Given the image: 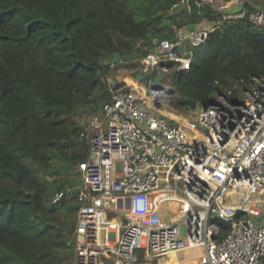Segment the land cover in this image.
Segmentation results:
<instances>
[{"label":"trees","instance_id":"obj_1","mask_svg":"<svg viewBox=\"0 0 264 264\" xmlns=\"http://www.w3.org/2000/svg\"><path fill=\"white\" fill-rule=\"evenodd\" d=\"M243 1L251 11L258 0ZM178 3L0 0V264H74L80 203L70 192L71 176L89 154L78 118L97 115L119 89L107 78L117 66L141 70L153 40L220 19L205 6L198 15L186 8L171 14ZM199 48L188 69L171 66L172 86L184 101L174 100L175 109L228 92L236 98L252 76H264V31L246 18L222 23ZM114 53L120 62L111 67ZM217 225L221 238L228 224Z\"/></svg>","mask_w":264,"mask_h":264},{"label":"built area","instance_id":"obj_2","mask_svg":"<svg viewBox=\"0 0 264 264\" xmlns=\"http://www.w3.org/2000/svg\"><path fill=\"white\" fill-rule=\"evenodd\" d=\"M244 3L198 0L219 21L175 28L172 40L162 39L141 58V69L153 76L170 74V64L188 69L193 51L224 22L246 18L264 31V7L250 11ZM186 43L190 51L178 56ZM166 87L168 77L153 95ZM127 88L117 89L81 134L89 154L76 167L85 189L77 194L74 264H152L189 250L194 255L179 262L264 264V224L254 221L264 206V76H252L236 98L220 94L198 112L188 105L159 111L143 85ZM167 201L178 207L166 220L159 211ZM107 212L115 217L107 219ZM219 220L228 224L221 238Z\"/></svg>","mask_w":264,"mask_h":264},{"label":"rangeland","instance_id":"obj_3","mask_svg":"<svg viewBox=\"0 0 264 264\" xmlns=\"http://www.w3.org/2000/svg\"><path fill=\"white\" fill-rule=\"evenodd\" d=\"M254 7H257V8H261V7H264V0H258L256 5H254ZM201 52H202V49L201 48H196L194 51H193V59H196L197 57H199L201 55ZM125 70V71H124ZM117 71L120 72L121 74L124 73V72H127V74L129 75V79H131V82L132 83H136L138 84V86L140 85H143V82H139L136 80V74L139 72L137 70H134V68H128L126 67L125 65H122L120 64L118 67H117ZM129 71V72H128ZM114 72V71H113ZM141 72L143 73V77H144V81L150 77L153 76L152 73H148L147 71L145 70H141ZM117 73H112V77H110V75H108V80H110V78L113 79L114 82H118L116 79H115V75ZM125 74V73H124ZM122 77V76H120ZM126 77V75L124 76ZM123 77V78H124ZM127 78V77H126ZM111 79V80H112ZM168 88V87H166ZM170 103V102H169ZM167 103L166 101H162L158 104H155V108H157L159 111H163L165 112V110H168L169 112H176V109L171 107L169 104ZM201 104H196V105H193L192 103L189 104V107L192 108L193 110L197 111L199 110V108L201 107L200 106ZM179 112H183L185 113L184 111H179ZM177 114H181V113H177ZM94 115L93 114H84L82 117L78 118L79 119V122L80 124L84 125L86 128L88 126V124L90 123V121L93 119ZM71 181L72 183H74L76 185V187H79V188H82L83 190L85 189V185L82 181V178H81V174L80 172H76L73 176H71ZM263 198H264V194H263ZM177 204L174 203V202H171V201H167V202H164L161 207H160V215L163 217V219H169L170 217H172L173 215H175V213L177 212ZM115 213L116 212H107L106 213V218L107 219H111L113 217H115ZM254 221L257 223V224H264V206L262 208V213H261V216L257 219H254ZM187 252H192V251H187ZM187 252H184L182 253V255H178L176 257L174 256H167L165 258H160L154 262H152V264H157L160 262V264H170L174 261H177V260H181L182 257H186V258H190L192 257L190 254H188ZM194 255V252L192 253ZM181 264H184V263H181Z\"/></svg>","mask_w":264,"mask_h":264},{"label":"water","instance_id":"obj_4","mask_svg":"<svg viewBox=\"0 0 264 264\" xmlns=\"http://www.w3.org/2000/svg\"><path fill=\"white\" fill-rule=\"evenodd\" d=\"M244 5H247V2H245ZM184 8H186L188 10V13L190 15H198L199 14L198 0H185L184 2H180L171 8L170 13L176 15ZM242 8H243L242 5L237 6V7H233L230 10L224 11V14L238 13L242 10ZM169 25H170V22L168 20L163 22V26H169ZM185 28L188 31L195 30L194 25H187ZM149 38H151V36H149ZM160 41H162V38H158L156 40H153V44H156ZM185 48L188 52L190 51V45L188 43L185 44ZM177 55L180 56V51L177 52ZM185 57H190V54L187 53L185 55ZM119 62H120V55L118 53H114L113 57H112V64L117 65ZM168 76H169L168 72H159L155 76H152V77H150L144 81L143 80L144 79L143 73L141 71H139L136 74V80L139 82H143V86L145 87L146 94L149 97H152L156 104H158L162 101H166L168 103V100L170 99L169 95L167 94L168 92L166 94L164 93L163 95H161L162 97L153 96V91L160 89L161 88V82L163 81V78L168 77ZM168 79H169V84H170L169 89L172 91L170 94L173 96L174 100H179L180 103H184V101L181 99L180 94L172 86V82H171L170 77H168ZM123 86H126V83L122 82L119 84V88L123 87ZM189 104H191V103H187L186 105L189 106ZM192 104L196 105V103H192ZM200 106L204 108L206 106V104L202 103ZM80 190H81V188L75 187V188L71 189L70 192L74 193V194H78L80 192Z\"/></svg>","mask_w":264,"mask_h":264},{"label":"crops","instance_id":"obj_5","mask_svg":"<svg viewBox=\"0 0 264 264\" xmlns=\"http://www.w3.org/2000/svg\"><path fill=\"white\" fill-rule=\"evenodd\" d=\"M229 1H232V2H236L237 0H229ZM195 26V29H206V28H209V27H211L212 26V22H210V21H207V20H204V19H202V20H200L197 24H195L194 25ZM180 52H182V51H187L186 50V48L185 47H183V48H180V50H179ZM118 67V66H117ZM125 71V70H124ZM114 72L115 73H117L114 77H115V79L118 81V83L120 84V83H122V82H124V83H126V86L127 87H135L136 85H138V84H134V83H132L131 82V79H129V75L127 74V72H124V73H120V72H118L117 71V68H115V70H114ZM113 71L109 74L110 75V77H112V73H114ZM129 72V71H128ZM126 75V77H124ZM120 76H122V77H120ZM124 77V78H123ZM110 80H111V78H110ZM140 86V85H139ZM94 118V117H93ZM91 122V121H90ZM89 125V124H88Z\"/></svg>","mask_w":264,"mask_h":264},{"label":"bare ground","instance_id":"obj_6","mask_svg":"<svg viewBox=\"0 0 264 264\" xmlns=\"http://www.w3.org/2000/svg\"><path fill=\"white\" fill-rule=\"evenodd\" d=\"M163 90V91H162ZM161 91H158V93H156V95H153V96H156V97H162L161 95H163V92H164V89H162ZM178 261V264H181V262H179V260H177ZM174 263H177L176 261H174ZM183 263V262H182ZM170 264H173V262L172 263H170Z\"/></svg>","mask_w":264,"mask_h":264},{"label":"clouds","instance_id":"obj_7","mask_svg":"<svg viewBox=\"0 0 264 264\" xmlns=\"http://www.w3.org/2000/svg\"><path fill=\"white\" fill-rule=\"evenodd\" d=\"M199 7H200V6H199ZM184 28H185V27H184ZM154 45H155V44H154ZM171 66H172V64H170V68H171ZM140 68H141V66H140ZM141 70H142V69H141ZM141 70H140V71H141ZM168 77H170V74H169V76H168Z\"/></svg>","mask_w":264,"mask_h":264}]
</instances>
